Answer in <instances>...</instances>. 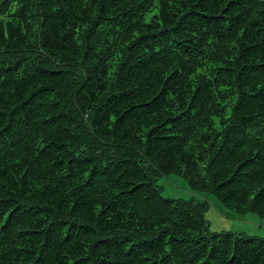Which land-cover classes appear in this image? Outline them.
<instances>
[{
	"label": "trees",
	"instance_id": "trees-1",
	"mask_svg": "<svg viewBox=\"0 0 264 264\" xmlns=\"http://www.w3.org/2000/svg\"><path fill=\"white\" fill-rule=\"evenodd\" d=\"M169 175L264 218V0H0V264H264Z\"/></svg>",
	"mask_w": 264,
	"mask_h": 264
},
{
	"label": "rangeland",
	"instance_id": "rangeland-1",
	"mask_svg": "<svg viewBox=\"0 0 264 264\" xmlns=\"http://www.w3.org/2000/svg\"><path fill=\"white\" fill-rule=\"evenodd\" d=\"M162 195L172 199L195 197L206 201L208 208L204 215L212 232L235 231L264 239V218L252 212L236 214L221 205L213 196L189 191L185 181L174 175L163 176L158 180Z\"/></svg>",
	"mask_w": 264,
	"mask_h": 264
}]
</instances>
